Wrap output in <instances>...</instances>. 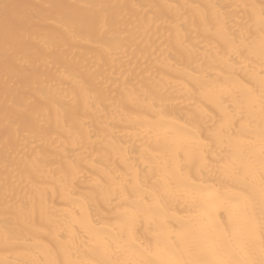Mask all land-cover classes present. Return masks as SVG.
Instances as JSON below:
<instances>
[{
  "label": "bare ground",
  "instance_id": "bare-ground-1",
  "mask_svg": "<svg viewBox=\"0 0 264 264\" xmlns=\"http://www.w3.org/2000/svg\"><path fill=\"white\" fill-rule=\"evenodd\" d=\"M264 0H0V264H117L195 233L198 196L243 188L260 218ZM179 131L188 144L169 145ZM241 136L243 143H233ZM253 162L236 184L225 165ZM150 218L149 219H146ZM159 234V235H157ZM259 249V236L255 241ZM152 259L156 257L152 256Z\"/></svg>",
  "mask_w": 264,
  "mask_h": 264
},
{
  "label": "snow or ice",
  "instance_id": "snow-or-ice-1",
  "mask_svg": "<svg viewBox=\"0 0 264 264\" xmlns=\"http://www.w3.org/2000/svg\"><path fill=\"white\" fill-rule=\"evenodd\" d=\"M264 13V9H262ZM261 117L264 120V96L261 97ZM164 142L169 145L188 144L189 136L179 131L164 133ZM244 141L240 135L233 138V143L239 145ZM259 174L261 183L259 187L260 218L257 222L254 211L251 212L246 222L234 225L231 232L221 229L216 225V213L218 207L225 201L244 202L246 208L252 205V196L243 188L227 193L209 191L197 197L200 201L201 213L198 227L194 234L182 230L173 233L170 237L175 243L183 246L185 256L177 255L167 243L157 240L155 250L149 257L138 253L134 248L133 241L136 239L135 223L138 216L132 214L129 217L128 210L123 213V219L119 223L121 232H126L124 239L112 240L107 235L97 234L95 240L102 253L115 251L125 257L117 264H264V129L260 141ZM236 184H242L250 176L256 173V165L253 162L240 165H225ZM150 221V218H147ZM259 236V249L255 241ZM159 235V234H157ZM154 256L156 259H152ZM96 264H105L97 261Z\"/></svg>",
  "mask_w": 264,
  "mask_h": 264
}]
</instances>
